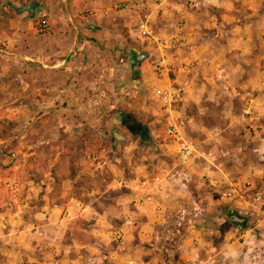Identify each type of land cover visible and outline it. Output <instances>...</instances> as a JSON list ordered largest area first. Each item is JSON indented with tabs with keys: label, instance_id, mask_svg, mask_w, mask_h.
I'll return each instance as SVG.
<instances>
[{
	"label": "crops",
	"instance_id": "obj_1",
	"mask_svg": "<svg viewBox=\"0 0 264 264\" xmlns=\"http://www.w3.org/2000/svg\"><path fill=\"white\" fill-rule=\"evenodd\" d=\"M195 1L0 0L14 59L0 79L26 91L13 156L49 183L30 176L1 205L0 264H264V0ZM161 117L177 143L147 157L128 127L157 135ZM212 117L246 141L222 145Z\"/></svg>",
	"mask_w": 264,
	"mask_h": 264
},
{
	"label": "rangeland",
	"instance_id": "obj_2",
	"mask_svg": "<svg viewBox=\"0 0 264 264\" xmlns=\"http://www.w3.org/2000/svg\"><path fill=\"white\" fill-rule=\"evenodd\" d=\"M32 15H36L35 9L34 14ZM41 22L42 20L39 21V24ZM39 24L37 25V30ZM9 32H12V29L9 28V21L7 19V16H0V66L5 65L4 67H8L7 64L9 65L14 61L7 49V35L9 34ZM157 68L154 69L156 73L162 72V69L160 67ZM220 88H218V92L220 93L223 91L222 101L217 102V104L214 105V108L218 110L221 109L222 111V109L224 110V103L225 100L228 99V96L225 94V89ZM25 94L26 91H24V85L20 81V79L14 77H4L3 79H0V178H5L8 176L12 179H15V182L12 183H3V181L0 180V207L4 204L5 206L10 205L13 207V205H17L18 202L19 204L21 203L18 197H20L24 190L25 184L22 182L30 176L34 180L35 184H37L38 190L45 192V189L49 184L45 181L47 179L46 176H40L38 174V169L36 167L30 165L25 166V161H23L22 158L20 159L21 156H13V154L16 155L17 152H20L22 150V146L21 144H19V142H22L23 140L22 135H20V130L23 128L24 125L22 124V121H19L18 113L22 111ZM173 101L170 102V104H173ZM160 105L161 104L158 103L159 111L162 109L160 108L162 107ZM214 108L212 109L213 111ZM235 108L238 112L240 111V105L238 103H235ZM143 111L145 115H150V112H147L146 109ZM215 120L217 124L225 126V129L223 130L221 135L222 145H224L225 147H230V145L232 144H237L242 141H246V124H238L237 122H233V126H230L231 124L229 123V120H226V118L224 120H218L212 117L207 121L208 125H212ZM167 125L168 124L165 118L161 117L159 119V122H156L155 125L160 131H162L160 132V134L152 135L147 130V127L149 126H146V128L144 127L141 129L146 130L148 132V135L151 139L150 142H152L153 146L154 143L162 141L172 142V144L177 143V139H175L174 137L167 136ZM218 138H220V135L218 136ZM193 139L197 142L199 141V136L195 135ZM135 140H137L136 137L134 138V142H136ZM184 141L185 140H179V144ZM148 142L149 141H146V144L144 146L146 150L145 155L147 157H150L151 155H153V153H155V150L152 148V145H149ZM10 143L12 144L10 145V147H8ZM227 149L231 155L237 154L236 149L235 151L230 150V148ZM227 164L228 166H231L233 164V160L227 159ZM54 186H56V189L58 188L57 184ZM13 197H15L16 199ZM15 211H13V213ZM20 216L22 218V212H20ZM5 220L7 221V218ZM21 225L22 224L17 226L22 227ZM76 237L81 241H87L89 239V237L85 235V232L81 230H78V232L76 233ZM21 251H23V249Z\"/></svg>",
	"mask_w": 264,
	"mask_h": 264
},
{
	"label": "built area",
	"instance_id": "obj_3",
	"mask_svg": "<svg viewBox=\"0 0 264 264\" xmlns=\"http://www.w3.org/2000/svg\"><path fill=\"white\" fill-rule=\"evenodd\" d=\"M188 4L190 6H192L193 8H199L200 7V4L198 2H196L195 0H189ZM38 33L39 34H46L48 31H49V26L48 24L45 22V21H42L40 24H39V27H38ZM164 100L167 102H172L173 100H176L179 98V94H163L162 95ZM168 135L170 137H174L176 138L177 137V133L176 131L173 129V128H170L168 129ZM193 146L191 143L187 142V141H184L180 144V150H179V157H180V161L182 163H185L187 162L193 155Z\"/></svg>",
	"mask_w": 264,
	"mask_h": 264
},
{
	"label": "water",
	"instance_id": "obj_4",
	"mask_svg": "<svg viewBox=\"0 0 264 264\" xmlns=\"http://www.w3.org/2000/svg\"><path fill=\"white\" fill-rule=\"evenodd\" d=\"M25 11H29L30 13L34 14V5L32 3L24 5L18 10V13L21 14V13H23ZM141 131L143 132V134H141V133H138V134L137 133H133V135L134 136L138 135V136L141 137L140 138V145L146 143V141H149L148 143L151 146L152 142H150L151 139H150V137L148 135V132L146 130H143V129ZM123 140H126V139H123Z\"/></svg>",
	"mask_w": 264,
	"mask_h": 264
},
{
	"label": "flooded vegetation",
	"instance_id": "obj_5",
	"mask_svg": "<svg viewBox=\"0 0 264 264\" xmlns=\"http://www.w3.org/2000/svg\"><path fill=\"white\" fill-rule=\"evenodd\" d=\"M129 129V131H130V133L133 135V133H141V134H143V132L141 131L142 129L140 128V127H129L128 128ZM137 137H139V138H141L140 136H138V135H136Z\"/></svg>",
	"mask_w": 264,
	"mask_h": 264
},
{
	"label": "trees",
	"instance_id": "obj_6",
	"mask_svg": "<svg viewBox=\"0 0 264 264\" xmlns=\"http://www.w3.org/2000/svg\"><path fill=\"white\" fill-rule=\"evenodd\" d=\"M129 127H131V128H132V127H140V128H141V126H140L139 124H138V125H130ZM129 127H128V128H129ZM235 217H236V218H239L238 215H236V214H235L234 217H232V218H235Z\"/></svg>",
	"mask_w": 264,
	"mask_h": 264
}]
</instances>
